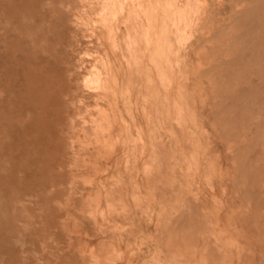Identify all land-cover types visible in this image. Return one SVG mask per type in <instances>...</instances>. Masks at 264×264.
<instances>
[{"label":"rangeland","instance_id":"374dc122","mask_svg":"<svg viewBox=\"0 0 264 264\" xmlns=\"http://www.w3.org/2000/svg\"><path fill=\"white\" fill-rule=\"evenodd\" d=\"M0 264H264V0H0Z\"/></svg>","mask_w":264,"mask_h":264},{"label":"bare ground","instance_id":"6f19581e","mask_svg":"<svg viewBox=\"0 0 264 264\" xmlns=\"http://www.w3.org/2000/svg\"><path fill=\"white\" fill-rule=\"evenodd\" d=\"M240 138V137H239ZM83 258V257H82Z\"/></svg>","mask_w":264,"mask_h":264}]
</instances>
